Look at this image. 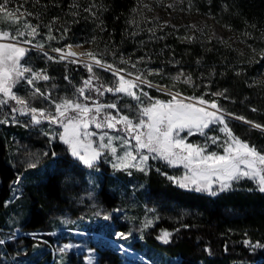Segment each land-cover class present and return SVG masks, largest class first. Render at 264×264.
I'll list each match as a JSON object with an SVG mask.
<instances>
[{"label": "trees", "instance_id": "1", "mask_svg": "<svg viewBox=\"0 0 264 264\" xmlns=\"http://www.w3.org/2000/svg\"><path fill=\"white\" fill-rule=\"evenodd\" d=\"M144 1L155 0L10 2L24 10V21L39 25L40 32L55 37L52 43L43 44L53 48H65L70 43L87 45L102 61L128 70H134L132 64L140 68L147 61L164 74L151 75L152 80L210 101H223L233 112L264 125V0H184L192 10L209 14L230 29L236 35L232 41L191 36L186 26L161 25L140 17ZM28 60L48 72L50 83L58 85L55 93L59 95L71 94V82H83L90 74L83 64L51 60L37 51ZM181 69L192 78L187 88L186 83L175 84L167 78V73L176 74ZM97 71L103 80L115 77L107 69ZM22 89L29 91L28 87ZM219 92L224 95H212ZM37 104L41 106L42 100ZM17 120L0 123V240L4 241L0 244V264H29L30 259H35L33 264H71L70 256L57 258L47 248L56 240V217L67 205L75 210V197L87 186L90 171L58 137L52 139L49 122L32 125L22 117ZM230 125L242 140L264 150V131L241 122ZM152 162L146 174L136 177L140 184H146L145 190H139L135 180L137 194L133 192L132 196L129 176L121 170L111 174L104 163L98 166L104 175L99 174L103 179L97 185L96 198L105 206L118 208L131 200L138 210L143 209L140 202L144 201L156 207L155 225L145 230L142 240L129 244L155 264H264V247L257 244L264 245V193L255 182L244 179L213 196L180 187L169 179L176 171L162 160ZM30 163H36V167H29ZM20 178L18 194L15 182ZM109 182L118 185V190ZM124 195L128 199H123ZM87 227L90 232L115 235L112 228ZM16 229L42 231L37 236L45 240L34 235L15 237ZM163 230L172 233L167 243L158 239ZM87 239L102 264H147L128 257L107 239ZM246 240L251 243L245 244ZM36 244L47 247L46 257L34 256Z\"/></svg>", "mask_w": 264, "mask_h": 264}, {"label": "snow or ice", "instance_id": "2", "mask_svg": "<svg viewBox=\"0 0 264 264\" xmlns=\"http://www.w3.org/2000/svg\"><path fill=\"white\" fill-rule=\"evenodd\" d=\"M9 0H0V12L6 16H12L14 13L6 11V5ZM90 11V9H87ZM31 15V13H28ZM39 25L33 26L30 23L24 24V31L16 30L15 35L0 31V39L10 38L13 43H0V108L15 102L16 106L11 107L13 114L11 121L18 123L16 114L27 116L32 125H39L43 121H48L50 125L56 124L63 128L60 133H54L52 139L57 137L69 147L70 154L82 162L85 166L94 167L95 162L100 159L104 150H110L116 157V163L113 168H130L135 167L140 171L148 169L147 161L151 155L152 159H162L170 165L177 163L183 164L188 171L183 178L173 179L182 188H194L196 191L206 192L210 195H217L219 192L227 191L232 188L233 181H239L243 178L255 182L258 190L264 193V151H258L255 145H249L245 140L236 136L232 129L225 122V111L215 102L206 101L203 97H188L177 99V94H170L171 99L162 101L148 97V103L141 100V96L147 97V93L140 88L141 84L149 87H155L143 72L136 75L134 79L126 78L121 73L125 69H115L113 65L107 64L106 61L98 59L96 54L87 53L94 64L100 68L112 71L116 76V82L110 87H104L102 83L94 84L93 81H99V77L93 72V63H86L85 67L92 75L85 81L83 86L76 89L78 96L73 98H62L59 101L52 99L51 94L42 92L40 88L34 86L36 80H49L50 77L41 72L33 71L21 63L22 58L26 55L28 49L20 44H31V40L17 41L27 32L30 36L39 35L37 29ZM49 40L55 39L49 34ZM43 47V45H38ZM64 52L61 48H55L52 51L61 53L59 59L65 60L69 57H75L77 54L70 50ZM47 55V53H45ZM49 59L55 57L49 56ZM77 62V61H73ZM128 63V61H123ZM135 68L136 65L132 64ZM152 74V70H147ZM28 74V75H26ZM156 74H159L157 70ZM129 76L132 74L129 73ZM184 73H179L172 79L180 81ZM67 79V77H66ZM25 80L28 85L33 86V91L29 98L21 97L13 91L15 85ZM184 83L191 84L192 78L188 75ZM140 89V95H137L135 89ZM103 95L104 91L122 94L139 101L135 114L129 116L124 114V109L118 108V101L101 104L93 100L92 104L86 101L92 100L93 97L85 95V90ZM226 91V90H225ZM213 96H223V92L213 93ZM42 99L47 102V107L32 106L31 101ZM185 99L195 102L186 103ZM110 110H115V115ZM256 111V109H252ZM103 113V115H101ZM227 115H232L227 113ZM237 119L245 120L244 117ZM8 118L0 120V123H7ZM251 127L264 131V125L246 121ZM94 125L96 129H111L117 132L116 135H109L107 131L97 134L88 131L89 127ZM222 125L219 131L224 133V139L219 144L223 153L207 152V144L204 147L186 143L185 139L180 136L181 132L187 131L188 135L199 133L205 136L206 140L217 144L220 141L219 136H208L206 129L211 131L214 126ZM47 135V134H46ZM97 137V139H93ZM107 139V143L105 140ZM135 144L132 145V141ZM113 141H119L124 148L122 155L117 154V147ZM147 150V154L145 151ZM47 155V153H45ZM54 155V153H53ZM29 167L35 168L36 163H30ZM19 181H17L18 183ZM213 185H218L214 190ZM105 219L110 218L105 216ZM152 221L145 222L144 227L151 226ZM121 238H126L124 233H117ZM130 235V233H129ZM172 233L163 230L158 239L164 243L170 241ZM4 241L0 240V244ZM250 244V241H244ZM258 246L264 247V245ZM73 245H64L60 251H64ZM89 264H92V257H89Z\"/></svg>", "mask_w": 264, "mask_h": 264}, {"label": "rangeland", "instance_id": "3", "mask_svg": "<svg viewBox=\"0 0 264 264\" xmlns=\"http://www.w3.org/2000/svg\"><path fill=\"white\" fill-rule=\"evenodd\" d=\"M9 0V3L6 5V11L9 13H14L12 16H6L4 12H0V31H6L9 32L13 35H15L16 30L19 29L20 31H24V24L30 23L29 21H24L23 20V14L24 10H21L18 6L17 3H11ZM140 10V17H148L151 19H154L156 23H159L161 25L163 24H170L175 27H184L186 26L188 28V34L191 36L194 35H199L198 37H205L210 39H219L221 41H228V40H235V34L222 24L218 23L212 16L209 14H202L199 13L198 11L192 10L191 6L189 4H185L184 0H155L153 2L151 1H144L143 4L141 5ZM22 18V19H21ZM34 26V25H33ZM39 35L36 36H30L25 32V35L22 37H18L17 41H24V40H31V44H20V46L25 47L28 49L26 52V55L22 58L21 63L27 67H30L33 71L36 72H41L42 74H46L49 76L48 72L39 65H35L32 63V60H28L30 57V54L32 52H40L43 54L45 57H55V59L51 60H56V61H64V62H72L74 64H83L85 66L86 63H93V72L96 74L97 77H99V81L94 80V84H100L102 83L104 87H110L116 82V76L113 79H105L100 77L99 72L97 71L98 66L94 64V62L91 60V58L87 55V53H93V50L87 46V45H82L78 43H70L68 44L65 48L63 47H50L46 44H43L44 42L46 43H52L51 40L48 39L47 34H44L37 29ZM54 40V39H52ZM10 38H3L0 39V43H13ZM43 42V43H42ZM38 45H43V47H38ZM75 45L79 51V54L75 57H69L68 59L65 60H60L59 57L61 53L53 52L52 50L55 48H61L64 51H68L69 48L68 46ZM41 48V49H39ZM47 53V55H45ZM97 56V55H96ZM98 59H100L97 56ZM119 59V58H116ZM127 59V58H126ZM77 62H73V61ZM120 62H123V60H120ZM143 62V61H141ZM128 64V63H125ZM112 65V64H110ZM138 65V64H137ZM115 69H125L126 71L122 72L121 74L124 75L126 78H131L134 79L136 75H139L140 72L144 73V76L147 77V80L150 81L155 87H149L146 84H141L140 88L143 89V92L147 93V97L141 96V100L147 104L148 97L162 100V101H168L171 99L170 94H177V99H183V98H188V97H197L195 95H191L188 93H185L184 91H181L180 89H176L174 86H170L167 84H162L159 82H156L150 78L151 75L153 76H162L163 71L161 73L159 67H152L150 64L146 63L143 64L140 68L137 66L133 68L134 70H128L126 68H120L117 66H113ZM129 67V65H128ZM104 69V68H103ZM148 69L152 70V74L148 73ZM157 70L159 71V74H156ZM112 72V71H111ZM184 73V76L181 77L180 81H175L172 78L177 76L179 73ZM113 73V72H112ZM131 73L132 75L129 76L128 74ZM28 75V74H26ZM92 75L91 73L89 76ZM189 74L181 69L179 70L176 74L173 73H167V78L172 79L173 83L175 84H180L184 83V79L188 76ZM89 77L83 79V81L87 80ZM261 78H264V71L261 72ZM51 79L45 81V80H36L34 81V86L40 88L42 92H48L51 94L52 99H55L59 101V99L62 98H73L74 96H78V93H76V89L80 88L83 86V82H77L73 81L71 82L73 92H70L71 94H68L67 92L64 94H58L55 93L56 89L58 88V85H55L53 83H50ZM39 83H42V86H39ZM190 86V84H188ZM187 83L184 85L185 88L188 87ZM157 86H162L166 87L169 89V91L161 89ZM23 87H28L29 91H26L25 89H22ZM154 89L158 91L159 93H163L164 95L158 96L154 95L150 90ZM13 91L17 92V94L21 97L29 98L31 96V93L33 91V86L28 85L25 80H20L14 87ZM137 95H140V89H135ZM91 95L93 97L92 100L86 101L89 104L93 103V100L98 101L101 104H108L112 102L118 101V108L124 109V114H127L129 116H132L135 114V110L137 108V105L139 104V101L133 100L131 97L122 95V94H115L111 92L104 91L103 95H99L95 92H89L88 89L85 90V95ZM206 101H210L206 98H203ZM42 100V99H36L34 101H31L32 106L35 107H47L48 104L47 102L42 100V105L38 106L37 101ZM213 101V100H212ZM186 103L190 102H195L192 100L185 99ZM215 102L225 111V122L228 124V127L232 129L231 127V122H241L244 124L249 125L246 121H252L250 119H247L241 114L233 112L228 106H231L229 104H226L223 101H217ZM16 106L15 102L10 101L8 105L3 106L0 108V120H4L6 117L8 120L11 119V116L13 115L10 111L11 107ZM112 113L115 115V110H110ZM227 113H231L232 115H227ZM103 115V113L101 114ZM22 117L25 120H30L29 117L27 116H20L16 114V118ZM237 117H244L245 120H240L237 119ZM45 122V121H43ZM43 122L41 124H43ZM48 122V121H47ZM258 123V122H254ZM259 124V123H258ZM222 125H217L212 128L211 131L205 130L208 134V136H219L221 139L218 141L217 144L211 143L210 140H201V138H198L197 136H202L199 133H193L192 135H188L187 131L181 132L180 136L185 139L186 143L193 144V145H199L201 147H204L205 144H207V152H218L220 154L223 153L222 148L219 147V144L223 141L224 133H221L218 129ZM250 126V125H249ZM53 127V132L54 133H60L63 131V128L60 125L52 124ZM88 131L91 132H96L97 134L107 131L109 135H116L117 132L115 130L111 129H96L94 125L90 126ZM233 133L236 136L237 135L234 130L232 129ZM240 137V136H239ZM93 139H97V137H93ZM241 139V137H240ZM54 140V139H53ZM242 140V139H241ZM61 141V140H60ZM105 143H107V139L105 140ZM115 146L117 147V154L116 155H122L124 148L121 146L119 141H113ZM249 143V142H248ZM65 144V143H64ZM135 144V141H132V145ZM66 145V144H65ZM251 145V144H249ZM256 146L258 151H264L258 146V144H253ZM67 148L69 149L68 145H66ZM263 148V147H262ZM261 149V150H260ZM145 154H147V150H144ZM70 152V151H69ZM76 159V158H75ZM158 161L162 159H152L151 155L149 156V160L147 161V166L148 169L151 167L153 164L152 161ZM163 164L166 165L168 168H172L174 171H176L175 175H171V177H175L177 179L183 178L185 173L188 171L184 167L183 164L177 163L175 165H170L166 161L162 160ZM83 166H85L82 162H80ZM106 164L110 167L109 171H111V174H116V171H122L124 174L129 176L130 178V189L132 190V193L135 192L137 194L136 189L138 186L135 184L136 177L138 178L140 174H146L148 169L146 171H140L138 168L135 167H130L127 169L124 168H113V163H116V157L113 156V154L110 152V150H104L102 156L98 161L95 162L94 167H87L89 169V174H88V183L87 186H84L81 190V192L78 194L79 197H75L76 199V205H75V210L70 209L69 205L64 207V211L58 215L56 218L59 220L57 223L59 226H57L54 230L53 233L56 236V240L53 244L47 247H43L40 244H36L37 248L35 250L34 256L37 258H44L46 257V253H44L45 248L47 250H51L54 254V256H57V258L64 257V256H70L71 257V264H89V257H92V264H102L98 258V254L96 253L95 250H93L89 244H88V239L87 237H93L95 240L99 238H104L109 240L114 246L119 247L123 253H125L128 257L134 259V260H139L142 262H145L147 264H155L150 258L145 256L143 252H141L139 249H136L134 246L129 244V242H134V241H140L144 237V232L146 229L150 228L151 226H154L155 223L157 222L158 214L155 211L156 207L152 204L145 202H140V204L143 205L142 210L136 209L134 206V202L129 201V204H124L120 203V207L118 208H108L105 206L100 200L96 198V191H97V185H99L100 178L103 179L101 174L104 175V171H102L100 168H98L99 164ZM108 167V168H109ZM100 174V175H99ZM247 178H243L241 180H244ZM239 180V181H241ZM19 182H15V187L18 190V194L20 191V184H21V178L18 180ZM239 181H233L232 182V187L236 182ZM138 182V180H137ZM254 182V181H253ZM139 183V182H138ZM110 187L116 188L118 190V185H116L114 182H109ZM179 185V184H178ZM146 186V184H145ZM144 184L139 183V190L144 189L145 190ZM100 187V186H99ZM218 187V185H213V189L215 190ZM189 190H195L194 188L190 187L187 188ZM135 193L131 194L134 195ZM221 193V192H219ZM218 193V194H219ZM123 194V193H122ZM123 199L126 200L128 199V196L124 195L122 196ZM138 210V211H137ZM105 216H109L110 218L105 219ZM152 221L151 226L149 227H144V224L146 221ZM92 225V226H97L100 225L102 228L104 227L105 230H108L109 228L114 229V236L113 237H108L106 235H103L99 231L96 232H90L89 227L87 225ZM125 226L126 228L123 229L122 227ZM16 235L15 237L21 236V235H34L37 238L41 240H45L44 238H40L37 236V234H43L44 232L42 231H21L20 229H16ZM117 233H124L126 235V238H121L117 235ZM130 233V235H129ZM162 234V233H161ZM160 234V235H161ZM83 238V239H82ZM128 242V243H127ZM64 245H73V247H70L64 251H60L61 248L64 247ZM30 259V257H29ZM35 259H30L29 264H33ZM24 264H27V261L24 262ZM105 264V263H104ZM233 264H257L253 262H235Z\"/></svg>", "mask_w": 264, "mask_h": 264}, {"label": "bare ground", "instance_id": "4", "mask_svg": "<svg viewBox=\"0 0 264 264\" xmlns=\"http://www.w3.org/2000/svg\"><path fill=\"white\" fill-rule=\"evenodd\" d=\"M70 50H71L72 52L76 53L77 55L79 54V51H78V49H77V47H76L75 45H71ZM68 51H69V50H68ZM64 52H67V51H64ZM77 55H76V56H77Z\"/></svg>", "mask_w": 264, "mask_h": 264}, {"label": "water", "instance_id": "5", "mask_svg": "<svg viewBox=\"0 0 264 264\" xmlns=\"http://www.w3.org/2000/svg\"><path fill=\"white\" fill-rule=\"evenodd\" d=\"M39 49H41V48H39ZM41 50H42V49H41ZM157 87L169 91V89H167L166 87H162V86H157Z\"/></svg>", "mask_w": 264, "mask_h": 264}]
</instances>
